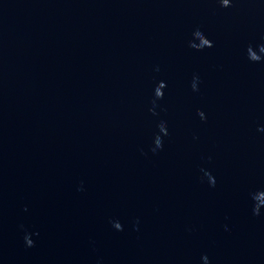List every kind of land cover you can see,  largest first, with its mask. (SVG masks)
<instances>
[{"label":"water","instance_id":"1","mask_svg":"<svg viewBox=\"0 0 264 264\" xmlns=\"http://www.w3.org/2000/svg\"><path fill=\"white\" fill-rule=\"evenodd\" d=\"M0 264H264V0H0Z\"/></svg>","mask_w":264,"mask_h":264},{"label":"clouds","instance_id":"2","mask_svg":"<svg viewBox=\"0 0 264 264\" xmlns=\"http://www.w3.org/2000/svg\"><path fill=\"white\" fill-rule=\"evenodd\" d=\"M229 3H230V0H223V4H224V6H228Z\"/></svg>","mask_w":264,"mask_h":264}]
</instances>
